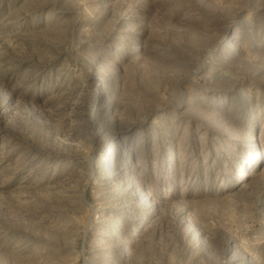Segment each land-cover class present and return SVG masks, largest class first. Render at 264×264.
Here are the masks:
<instances>
[{
    "label": "rangeland",
    "instance_id": "rangeland-1",
    "mask_svg": "<svg viewBox=\"0 0 264 264\" xmlns=\"http://www.w3.org/2000/svg\"><path fill=\"white\" fill-rule=\"evenodd\" d=\"M0 264H264V0H0Z\"/></svg>",
    "mask_w": 264,
    "mask_h": 264
},
{
    "label": "bare ground",
    "instance_id": "bare-ground-1",
    "mask_svg": "<svg viewBox=\"0 0 264 264\" xmlns=\"http://www.w3.org/2000/svg\"><path fill=\"white\" fill-rule=\"evenodd\" d=\"M255 146H256V143H255Z\"/></svg>",
    "mask_w": 264,
    "mask_h": 264
}]
</instances>
